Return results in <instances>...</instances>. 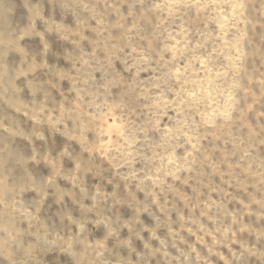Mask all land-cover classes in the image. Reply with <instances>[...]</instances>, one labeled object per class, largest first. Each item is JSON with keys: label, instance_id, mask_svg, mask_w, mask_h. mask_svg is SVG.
<instances>
[{"label": "clouds", "instance_id": "obj_1", "mask_svg": "<svg viewBox=\"0 0 264 264\" xmlns=\"http://www.w3.org/2000/svg\"><path fill=\"white\" fill-rule=\"evenodd\" d=\"M0 264H264V0H0Z\"/></svg>", "mask_w": 264, "mask_h": 264}]
</instances>
